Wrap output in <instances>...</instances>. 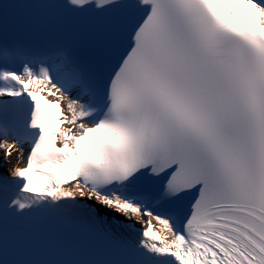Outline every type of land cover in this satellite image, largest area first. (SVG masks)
<instances>
[{
  "label": "snow or ice",
  "instance_id": "1",
  "mask_svg": "<svg viewBox=\"0 0 264 264\" xmlns=\"http://www.w3.org/2000/svg\"><path fill=\"white\" fill-rule=\"evenodd\" d=\"M0 150V264H264V0H2Z\"/></svg>",
  "mask_w": 264,
  "mask_h": 264
},
{
  "label": "rangeland",
  "instance_id": "2",
  "mask_svg": "<svg viewBox=\"0 0 264 264\" xmlns=\"http://www.w3.org/2000/svg\"><path fill=\"white\" fill-rule=\"evenodd\" d=\"M1 155V154H0ZM17 160L16 158V154L14 153L13 156H12V159H11V162H15ZM12 164V163H11Z\"/></svg>",
  "mask_w": 264,
  "mask_h": 264
}]
</instances>
